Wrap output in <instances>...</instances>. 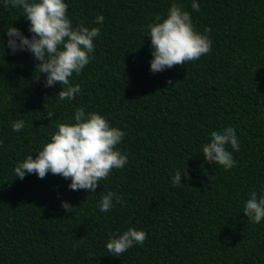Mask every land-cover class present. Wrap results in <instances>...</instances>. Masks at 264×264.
I'll use <instances>...</instances> for the list:
<instances>
[{
  "label": "trees",
  "instance_id": "16d2710c",
  "mask_svg": "<svg viewBox=\"0 0 264 264\" xmlns=\"http://www.w3.org/2000/svg\"><path fill=\"white\" fill-rule=\"evenodd\" d=\"M65 2L73 26L99 27L100 35L90 62L70 78L81 92L60 101L63 86L45 87L32 54L6 47V27L30 37V22L0 0V264H264V220L251 223L243 212L250 192L264 187V0H197L198 12L193 0ZM174 2L198 31L211 28L212 50L152 73L146 25ZM77 108L126 133L117 146L128 156L124 168L94 193L70 190V179L51 172L16 177V164L35 158L56 123L74 122ZM21 119L25 127L13 131ZM227 126L235 127L240 150L228 146L237 164L226 171L204 159L202 145ZM178 168L191 179L182 174L177 187ZM110 191L126 203L114 199L102 212ZM129 227L148 233L144 245L112 256L109 233Z\"/></svg>",
  "mask_w": 264,
  "mask_h": 264
},
{
  "label": "clouds",
  "instance_id": "9594fccd",
  "mask_svg": "<svg viewBox=\"0 0 264 264\" xmlns=\"http://www.w3.org/2000/svg\"><path fill=\"white\" fill-rule=\"evenodd\" d=\"M3 6L20 8L22 15L30 22L28 31L31 33L29 37L13 25L6 27V47L13 54L17 51L32 54L38 61L35 71L44 74L45 87H54L57 83L63 86L56 98L60 101L75 99L76 94L81 92V86H73L70 78L74 73L81 74L90 62V54L95 51L94 40L100 35V28H89L84 24L73 26L68 16L69 5L65 0H3ZM192 9L200 11L197 0H193ZM104 19L103 15H99L95 23L102 24ZM145 30L151 37L152 73L199 60L212 50V40L209 38L211 28L206 27L203 33L198 31L191 14L175 2L168 8L166 15L156 14L147 23ZM47 116L53 117L54 113L48 112ZM24 127L22 119L12 122L15 132ZM55 127L57 131L36 152L38 154L35 158L29 154L16 164V177L23 179L26 174H35L43 179L51 172L66 180L70 179V190L94 193L101 181L108 179L114 169H123L128 163L127 154H122L117 148L126 133L119 127L111 126L108 119L99 112L86 113L84 108H77L74 122H58ZM210 136V142L202 145L204 159L209 164L215 162L223 166L226 171L236 166L237 161L232 151L228 150L229 145L234 151L240 150L235 127L227 126L212 131ZM182 174L191 179L187 168H178L172 177L173 186L182 185ZM114 199L120 204L126 203L121 195L110 191L99 202L100 211L110 212ZM61 206L65 213H73L74 206L68 201H62ZM243 212L251 223L259 224L264 220V187L259 194L255 190L250 192ZM147 238L146 231L129 227L122 234L110 232L106 248L112 256L122 257L133 246H143ZM92 256L89 253L90 259Z\"/></svg>",
  "mask_w": 264,
  "mask_h": 264
}]
</instances>
